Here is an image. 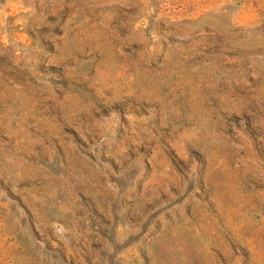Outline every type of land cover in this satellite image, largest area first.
Masks as SVG:
<instances>
[{
	"label": "rangeland",
	"instance_id": "1",
	"mask_svg": "<svg viewBox=\"0 0 264 264\" xmlns=\"http://www.w3.org/2000/svg\"><path fill=\"white\" fill-rule=\"evenodd\" d=\"M0 264H264V0H0Z\"/></svg>",
	"mask_w": 264,
	"mask_h": 264
}]
</instances>
